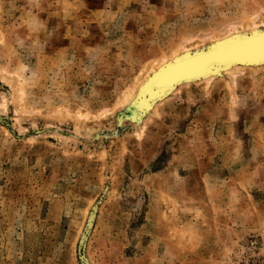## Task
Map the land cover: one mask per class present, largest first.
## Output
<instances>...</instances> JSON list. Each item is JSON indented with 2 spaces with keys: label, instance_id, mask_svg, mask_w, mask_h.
Returning <instances> with one entry per match:
<instances>
[{
  "label": "rangeland",
  "instance_id": "rangeland-1",
  "mask_svg": "<svg viewBox=\"0 0 264 264\" xmlns=\"http://www.w3.org/2000/svg\"><path fill=\"white\" fill-rule=\"evenodd\" d=\"M261 4L0 0V264H264V71L132 116L150 64Z\"/></svg>",
  "mask_w": 264,
  "mask_h": 264
},
{
  "label": "bare ground",
  "instance_id": "bare-ground-1",
  "mask_svg": "<svg viewBox=\"0 0 264 264\" xmlns=\"http://www.w3.org/2000/svg\"><path fill=\"white\" fill-rule=\"evenodd\" d=\"M150 65L136 99L138 109H132V116L154 106L180 85H207L217 76L229 84L240 74L264 71V4L247 17L225 21L205 34L178 43L171 55Z\"/></svg>",
  "mask_w": 264,
  "mask_h": 264
}]
</instances>
